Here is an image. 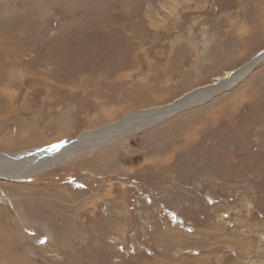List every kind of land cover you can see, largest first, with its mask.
I'll return each mask as SVG.
<instances>
[{
  "label": "rangeland",
  "instance_id": "1",
  "mask_svg": "<svg viewBox=\"0 0 264 264\" xmlns=\"http://www.w3.org/2000/svg\"><path fill=\"white\" fill-rule=\"evenodd\" d=\"M262 50L264 0H0V154L168 105ZM194 104L0 178V264H264V59Z\"/></svg>",
  "mask_w": 264,
  "mask_h": 264
},
{
  "label": "bare ground",
  "instance_id": "2",
  "mask_svg": "<svg viewBox=\"0 0 264 264\" xmlns=\"http://www.w3.org/2000/svg\"><path fill=\"white\" fill-rule=\"evenodd\" d=\"M182 1L186 2L192 0ZM155 25H157V22H155ZM175 56H177L176 52H174L172 55L173 60ZM263 59L264 50L255 55L253 62L251 60L243 67H240L234 71L225 70L222 76H215L213 78L212 85L209 87L195 89L194 91L177 98L174 102L168 105L152 107L150 109L141 110L134 115H127L115 124L105 126L99 130L86 132L85 134H82L80 137H78V139H68L62 143H56L55 145L34 149L32 151H24L17 154H0V178H9L15 180L31 178L33 175L44 170L45 168H48L49 166L51 167L53 164H59L70 159L78 152H83L91 148H100L106 145L108 142H112V140L115 138L130 136L143 129L150 128L160 123L164 119L166 120L174 113L195 105L194 103H203L216 93L235 86L240 80L245 78V76L248 75V73ZM166 62L169 67L175 66V62H172L171 60V54ZM168 70L169 68H165V71H163V73H165L163 78L164 86L165 82L169 81L167 76ZM75 71L77 70L75 69ZM180 120L179 126L180 129H182L187 125L185 121H183L184 118L181 117ZM179 140V138H174V142H178ZM232 243H236L238 249L241 246L239 242L235 241V239L232 241ZM240 254L242 256L245 255L244 252H240ZM261 257L263 260L264 256L262 255Z\"/></svg>",
  "mask_w": 264,
  "mask_h": 264
}]
</instances>
